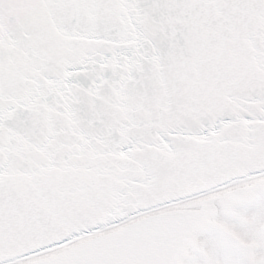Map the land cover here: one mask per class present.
<instances>
[{"label": "snow or ice", "instance_id": "6c2138e0", "mask_svg": "<svg viewBox=\"0 0 264 264\" xmlns=\"http://www.w3.org/2000/svg\"><path fill=\"white\" fill-rule=\"evenodd\" d=\"M0 264H264V0H0Z\"/></svg>", "mask_w": 264, "mask_h": 264}]
</instances>
